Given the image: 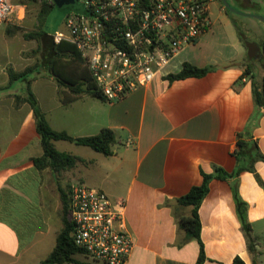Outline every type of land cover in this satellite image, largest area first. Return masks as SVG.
<instances>
[{
    "label": "crops",
    "instance_id": "1",
    "mask_svg": "<svg viewBox=\"0 0 264 264\" xmlns=\"http://www.w3.org/2000/svg\"><path fill=\"white\" fill-rule=\"evenodd\" d=\"M239 1L231 0L234 6ZM254 1L239 8L264 4ZM234 16L244 18L229 14L226 23L211 18L210 30L183 48L149 86L113 103L85 93L73 96L52 78H41V87L52 91L35 98L52 130L73 138L105 128L115 135L109 156L65 141L53 145L81 159L65 172L71 185L84 184L113 201L124 200L125 228L133 240L125 264H195L198 244L184 239L175 220L189 215L190 209L175 200L200 185L201 172L212 173L214 167L234 170L236 134L247 125L264 155V118L255 111L251 92V82L264 77L258 72L264 68V23H238ZM184 62L213 69L201 78L164 79L179 72ZM246 68L253 79L243 82ZM10 85L8 81L3 88ZM15 96L8 92L0 100V264H39L61 229L51 217L57 211L51 180L58 177L48 168H35L32 159L41 156L42 149L33 112L25 102L15 107ZM254 170L260 184L249 172L209 183L198 209L203 264H233L235 257L244 264H264V162H256ZM233 182L247 204L252 252L236 215Z\"/></svg>",
    "mask_w": 264,
    "mask_h": 264
},
{
    "label": "built area",
    "instance_id": "2",
    "mask_svg": "<svg viewBox=\"0 0 264 264\" xmlns=\"http://www.w3.org/2000/svg\"><path fill=\"white\" fill-rule=\"evenodd\" d=\"M76 1L83 13L69 12L63 32L50 36L55 44L68 43L80 54L96 90L109 103L149 86L212 25L213 0ZM13 8L11 0H0V28ZM260 113L264 118V107ZM124 208V200L113 201L102 190L71 186V237L86 259L99 264L127 262L133 240L125 228Z\"/></svg>",
    "mask_w": 264,
    "mask_h": 264
},
{
    "label": "trees",
    "instance_id": "3",
    "mask_svg": "<svg viewBox=\"0 0 264 264\" xmlns=\"http://www.w3.org/2000/svg\"><path fill=\"white\" fill-rule=\"evenodd\" d=\"M32 1L36 2L37 0ZM52 8H54L52 3L48 4L42 1L38 7L37 19L45 17ZM23 37L36 42L39 61L19 73L11 69L8 70V81L9 84L15 81L25 84V96H15L14 99L15 107L25 102L33 112L35 129L39 136L40 147L42 149L41 156L32 159L35 168L37 170L48 168L53 174H56L57 172L73 168L77 162L81 161L78 157L55 149L53 145L55 141H65L77 146H84L104 156L111 155V147L116 142L113 131L105 128L101 129L96 135L76 138L69 136L65 132L54 131L40 111L37 100L31 91V82L33 79L30 77L45 74L48 78H52L57 86L68 89L73 96L85 93L103 100L102 96L96 90L95 84L91 80L80 54L68 43L61 42L55 44L51 36L41 29L24 34ZM261 51L262 55H264V40L261 42ZM212 69L213 67L211 66L198 68L184 62L179 72L168 74L164 79L168 82H173L186 78H201L211 72ZM250 73L251 70L246 68L240 80L244 77L253 79ZM251 92L255 111H258L261 107H264V77L258 83L251 82ZM72 99L69 98L63 101V104L70 102ZM248 128L249 125L236 134L235 150L233 151L235 168L231 173H227L219 167H214L212 173L209 174L201 172L202 181L200 185L191 187L185 195L175 200L177 206L190 209L189 215L175 216V220L178 230L184 233V239L186 241L195 240L198 244V256L195 264H203L206 260L203 244L200 240L201 223L198 216V209L208 193L209 183L212 180L231 181L237 178L242 172L252 173L256 181L259 184L261 183L254 170V164L256 162H264V155L260 153L256 142L252 140ZM231 188L233 190L236 215L247 242V249L252 252L251 226L246 218L247 204L239 198L235 182L231 184ZM57 191L61 203L60 218L62 227L56 236L53 249L39 264H91L76 258L79 255L84 257V254L74 245L71 237L72 223L69 219L68 195L60 187H57ZM233 264L244 263L239 257H235Z\"/></svg>",
    "mask_w": 264,
    "mask_h": 264
},
{
    "label": "rangeland",
    "instance_id": "4",
    "mask_svg": "<svg viewBox=\"0 0 264 264\" xmlns=\"http://www.w3.org/2000/svg\"><path fill=\"white\" fill-rule=\"evenodd\" d=\"M11 2L14 4L13 11L0 28V100H3L8 92L16 96H25V84L23 82L15 81L11 83L9 88H3L8 84V70L11 69L19 73L39 61V56L36 51V42L34 40H27L23 35L37 29L43 30L48 35H52L56 32H63L66 16L70 12L67 9H59L54 6L45 17L37 19L38 7L42 2L41 0H37L36 2L32 0H11ZM227 2L233 9L234 4L231 0H227ZM254 2L257 3L258 0ZM210 8L211 18L214 19L215 22L216 19L220 20V22L222 21V23L228 22L226 11L219 4L217 6L211 4ZM235 8L242 10L245 14V16H243L244 18L234 16L238 23L244 21L249 25L258 23L262 25L260 21L254 19L252 16L264 17V4L258 7H248L244 9ZM227 28L229 30V24ZM258 72L260 74L264 73V68L259 69ZM30 78L33 79L32 82L36 80L33 88L31 87L34 96L36 95L37 97L43 98L51 93V87L45 90L41 87V83L45 81L41 80V78L49 79L45 74L36 75L35 77L31 76ZM246 78L247 77L242 78L243 80L241 79V81H246ZM255 81L256 83L259 82V80ZM65 172L66 171L57 172L55 175H57L58 178L51 180V189L55 197V205H57V211H52L51 217L56 220L61 227V203L57 187H60L68 195L72 186V182L65 178ZM53 201L54 200H52V205L54 204ZM76 258L87 263L91 262L88 258L85 260L86 258L81 255L76 256Z\"/></svg>",
    "mask_w": 264,
    "mask_h": 264
},
{
    "label": "water",
    "instance_id": "5",
    "mask_svg": "<svg viewBox=\"0 0 264 264\" xmlns=\"http://www.w3.org/2000/svg\"><path fill=\"white\" fill-rule=\"evenodd\" d=\"M52 4L59 8V9H67L70 12H74L77 14H82L83 13V9L81 7V5L76 1V0H51ZM223 6L229 10L230 12H235L237 13L234 9H232L230 7V5H228V3L225 0H221ZM239 14V13H238ZM239 15H244L245 14H239ZM254 19L264 23V17H260V16H252Z\"/></svg>",
    "mask_w": 264,
    "mask_h": 264
},
{
    "label": "flooded vegetation",
    "instance_id": "6",
    "mask_svg": "<svg viewBox=\"0 0 264 264\" xmlns=\"http://www.w3.org/2000/svg\"><path fill=\"white\" fill-rule=\"evenodd\" d=\"M225 1L227 2V0H225ZM247 1H248V0H240L239 3H236V4H235V7L239 8V7L242 6V5H247ZM213 3H214L216 6L219 4L222 8H224L225 11H226V15H228V16H229V14L237 15V14L239 13V11H237V9H235V7H234L233 9H234L237 13H235V12H230V13H229V10L226 9V8L223 6L221 0H213V1H212V4H213ZM227 3H228V2H227ZM228 5H229V3H228ZM239 14H240V13H239ZM239 14H238V15H239Z\"/></svg>",
    "mask_w": 264,
    "mask_h": 264
}]
</instances>
